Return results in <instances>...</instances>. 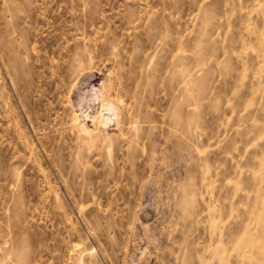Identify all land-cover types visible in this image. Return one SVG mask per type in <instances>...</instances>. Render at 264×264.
I'll use <instances>...</instances> for the list:
<instances>
[{"label":"rangeland","instance_id":"rangeland-1","mask_svg":"<svg viewBox=\"0 0 264 264\" xmlns=\"http://www.w3.org/2000/svg\"><path fill=\"white\" fill-rule=\"evenodd\" d=\"M0 264H264V0H0Z\"/></svg>","mask_w":264,"mask_h":264},{"label":"bare ground","instance_id":"bare-ground-1","mask_svg":"<svg viewBox=\"0 0 264 264\" xmlns=\"http://www.w3.org/2000/svg\"><path fill=\"white\" fill-rule=\"evenodd\" d=\"M106 106H107V105H106ZM108 111H109V110H108ZM110 111H111V110H110ZM110 111H109V112H110ZM106 112H107V111H106ZM111 113H112V111H111ZM106 115H107V114H106ZM106 115H105V116H106ZM109 115H110V114H109ZM114 115H115V114H113V117H114ZM108 117H109V116H108ZM106 118H107V117H106ZM110 118H112V117H110ZM104 120H105V119H104ZM106 120H107V119H106ZM105 122H106V121H105ZM109 123H110V122H109ZM106 124H107V123H106Z\"/></svg>","mask_w":264,"mask_h":264}]
</instances>
